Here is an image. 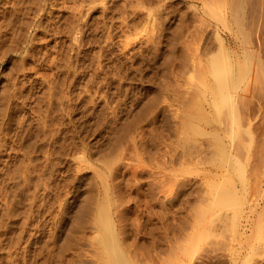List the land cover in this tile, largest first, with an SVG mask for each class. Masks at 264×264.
<instances>
[{
	"label": "rangeland",
	"instance_id": "1",
	"mask_svg": "<svg viewBox=\"0 0 264 264\" xmlns=\"http://www.w3.org/2000/svg\"><path fill=\"white\" fill-rule=\"evenodd\" d=\"M42 1L44 8H35V0H0V264H93L97 254L90 253L98 250L90 235L105 233L96 223L101 206L134 264H192L217 251L220 264H264V87L260 92L253 72L239 82L234 120L228 106L218 110L214 90L220 45H227L224 53L234 62L239 56L253 64L264 61V45L254 36V45L246 47L225 8L229 0ZM244 15L243 28L250 30ZM258 24L252 28L264 35ZM3 88L14 95L6 98ZM220 193H228L221 197L229 201L219 202Z\"/></svg>",
	"mask_w": 264,
	"mask_h": 264
},
{
	"label": "bare ground",
	"instance_id": "2",
	"mask_svg": "<svg viewBox=\"0 0 264 264\" xmlns=\"http://www.w3.org/2000/svg\"><path fill=\"white\" fill-rule=\"evenodd\" d=\"M38 1V2H37ZM61 1V0H60ZM87 1V0H86ZM92 1V0H91ZM120 1V0H119ZM125 1V0H124ZM144 1V0H143ZM225 1V0H224ZM18 2H20V1H18ZM22 2V1H21ZM37 2V4L35 5V8H42V6H43V2H45V1H42V0H35V3ZM42 2V3H41ZM82 2V1H81ZM89 2V1H88ZM141 2V1H140ZM163 2V1H162ZM61 3V2H60ZM87 3V2H86ZM123 3V2H122ZM139 3V2H138ZM209 3V2H208ZM19 4V3H18ZM71 4V3H70ZM74 4V3H73ZM76 4H78L77 2H76ZM149 4V3H148ZM220 4V3H219ZM226 4H228V6L226 5V10L228 11V12H230L231 13V15H232V17H233V22H234V26L233 27H235L234 28V30H237V32L239 31L240 32V36H242V39L243 40H245L248 44H245L244 42V44L246 45V47H247V45L248 46H252V44L254 45V41H255V39H254V36L256 37V42H257V45L258 44H260V45H262V47H263V45H264V35L263 34H259V32H257V29L258 28H252L253 27V25L255 24L256 25V23L258 22L259 24H258V26L257 27H260V25L262 26V27H264V23H263V21H264V0H229V3L227 2ZM24 5V4H23ZM222 5V4H221ZM246 5H247V8H246ZM87 6H88V4H87ZM132 6V5H131ZM138 6V5H137ZM136 6V7H137ZM182 6V5H181ZM191 6V5H190ZM204 6V5H203ZM223 6H225V5H223ZM18 7V6H17ZM19 7H20V5H19ZM50 7V6H49ZM52 7V6H51ZM75 7V6H74ZM77 7V6H76ZM82 7V6H81ZM212 7H214L213 5H212ZM27 8V7H26ZM43 8H44V6H43ZM68 8V7H67ZM202 8V7H201ZM205 8V7H204ZM206 8H209V7H206ZM64 9V8H63ZM79 9V8H78ZM146 9V8H145ZM245 9H247V15L250 17H248L247 19H249V22H250V26H252V27H250L249 29L250 30H248L247 28H243V25H244V21H245V15H244V13H246L245 12ZM40 10H42V9H40ZM40 10H38V11H40ZM148 10H150V9H148ZM203 10V9H202ZM205 10V9H204ZM204 10H203V13H204ZM10 11V10H9ZM16 11V10H15ZM43 11V10H42ZM119 11V10H118ZM134 11V10H133ZM144 11V10H143ZM179 11V10H178ZM222 12V11H221ZM143 13V12H142ZM148 13V12H147ZM212 13V12H211ZM125 14V13H124ZM206 14V13H205ZM83 15V14H82ZM155 15V14H154ZM211 15V14H210ZM213 15V14H212ZM50 16V15H49ZM85 16V15H84ZM9 17H10V15H9ZM106 17V16H105ZM125 17V16H124ZM155 17V16H154ZM211 17H213V16H211ZM216 17V16H215ZM73 18V17H72ZM96 18V17H95ZM112 18V17H111ZM262 18V19H261ZM100 19V18H99ZM118 19V18H117ZM216 19H217V17H216ZM55 20V19H54ZM111 20V19H110ZM114 20V19H113ZM154 20V19H153ZM152 20V21H153ZM155 20H156V18H155ZM21 21V20H20ZM45 21V20H44ZM79 21H82V20H79ZM101 21V20H100ZM181 21V20H180ZM220 21V20H219ZM257 21V22H256ZM16 22V21H15ZM121 22V21H120ZM157 22V21H156ZM165 22V21H164ZM198 22V21H197ZM254 22V23H253ZM1 23V22H0ZM11 23V22H10ZM39 23V22H38ZM161 23V22H160ZM207 23V22H206ZM210 23V22H209ZM58 24V23H57ZM97 24V23H96ZM119 24H121V23H119ZM124 24V23H123ZM154 24V23H153ZM152 24V25H153ZM156 24V23H155ZM183 24V23H182ZM181 24V25H182ZM249 24V23H248ZM2 25V24H1ZM14 25V24H13ZM25 25V24H24ZM98 25V24H97ZM110 25V24H109ZM209 25V24H208ZM224 25V24H223ZM6 26V25H5ZM62 26V25H61ZM64 26V25H63ZM135 26V25H134ZM155 26V25H154ZM187 26V25H186ZM248 26V25H247ZM13 27V26H12ZM53 27V26H52ZM80 27V26H79ZM92 27V26H91ZM118 27V26H117ZM204 27V26H203ZM255 27V26H254ZM14 28H15V26H14ZM199 28V27H198ZM208 28V27H207ZM209 28H210V26H209ZM208 28V29H209ZM213 28V27H212ZM13 29V28H12ZM62 29V28H61ZM64 29V28H63ZM187 29V28H186ZM260 29V28H259ZM264 29V28H263ZM126 30V29H125ZM171 30V29H170ZM194 30V29H193ZM213 30V29H212ZM49 31V30H48ZM96 31V30H95ZM196 31V30H195ZM1 32V31H0ZM17 32V31H16ZM79 32V31H78ZM90 32V31H89ZM173 32V31H172ZM204 32V31H203ZM186 33H187V31H186ZM235 33V32H234ZM13 34V33H12ZM15 34V33H14ZM18 34V33H17ZM46 34V33H45ZM237 34V33H236ZM107 35V34H106ZM215 35V34H214ZM32 36V35H31ZM238 36V35H237ZM236 36V37H237ZM86 37V36H85ZM128 37V36H127ZM169 37V36H168ZM235 37V36H234ZM6 38V37H5ZM201 38V37H200ZM45 39V38H44ZM48 39V38H47ZM96 39V38H95ZM102 39V38H101ZM125 39V38H124ZM238 40H239V38H237ZM76 40V39H75ZM80 40V39H79ZM119 40V39H118ZM158 40H159V38H158ZM176 40V39H175ZM5 41V40H4ZM93 41V40H92ZM171 41V40H170ZM185 41V40H184ZM209 41V40H208ZM230 41V40H229ZM62 42V41H61ZM89 42V41H88ZM163 42V41H162ZM238 42V41H237ZM236 42V43H237ZM241 42H242V40H241ZM44 43V42H43ZM121 43V42H120ZM129 43V42H128ZM151 43V42H150ZM184 43V42H183ZM192 43V42H191ZM190 43V44H191ZM213 43V42H212ZM221 43V42H220ZM124 44V43H123ZM205 44V43H204ZM242 44V43H241ZM67 45V44H66ZM65 45V46H66ZM73 45V44H72ZM127 45V44H126ZM168 45V44H167ZM171 45V44H170ZM193 45V44H192ZM256 45V44H255ZM256 45V46H257ZM209 46V45H208ZM227 45H225V47H226ZM46 47V46H45ZM204 47V46H203ZM212 47V46H211ZM222 46L220 45L219 46V52H218V55L216 56V65H215V67H214V72H215V77H216V85H214L215 86V92H216V94H217V96H216V101H217V107H218V110L220 111V108H221V106H223V105H226V106H228L227 108H229V111H230V116H231V118L233 119L235 116H236V113H235V111H234V102H235V100H234V98H233V93L238 89V87H240L239 86V82H242L243 80H245L248 76L250 77V75L252 74V72H253V75L255 76V74L257 75V77H255L256 78V84H257V82L260 84V86H258L257 85V87L260 89V92H262V91H264V89L261 91V88H263L264 87V78H262L261 76H262V74H264V61H262V60H258V62H256L257 63V67L255 66V64H253L250 60L248 61L247 60V58H248V56H247V58H246V56H245V58H246V60L248 61V62H251V63H247V61H245V63L244 62H242L241 60H240V58H239V56H238V59L236 58V60H235V62H234V60H232V59H229L228 57L229 56H227L226 54V52L224 53V48L222 47ZM258 47V46H257ZM50 48V47H49ZM153 48V47H152ZM173 48V47H172ZM180 48V47H179ZM240 48V47H239ZM260 48V47H259ZM3 49V48H2ZM47 49V48H46ZM63 49V48H62ZM173 49H175V48H173ZM229 49V48H228ZM257 49V48H256ZM80 50V49H79ZM125 50V49H124ZM153 50V49H152ZM233 50V49H232ZM247 50L249 51V49L247 48ZM251 50V49H250ZM48 51V50H47ZM68 51V50H67ZM158 51V50H157ZM179 51V50H178ZM186 51H188V50H186ZM185 51V52H186ZM223 51V52H222ZM226 51L228 52L229 50H227L226 49ZM261 51V50H260ZM133 52H134V50H133ZM177 52V51H176ZM183 52V51H182ZM189 52V51H188ZM208 52V51H207ZM233 51H231V53H232ZM235 52V51H234ZM253 53H254V51H252ZM4 53H5V51H4ZM192 53V52H191ZM224 53V54H223ZM230 53V54H231ZM249 53V52H248ZM38 54V53H37ZM103 54V53H102ZM139 54V53H138ZM171 54V53H170ZM190 54V53H189ZM229 54V55H230ZM236 54V53H235ZM256 54V53H255ZM152 55V54H151ZM175 55V54H174ZM66 56V55H65ZM68 56V55H67ZM67 56H66V58H67ZM84 56H86V55H84ZM108 56V55H107ZM166 56V55H165ZM169 56V55H168ZM255 56V55H254ZM260 56V55H259ZM37 57V56H36ZM58 57V56H57ZM79 57V56H78ZM88 57V56H87ZM133 57V56H132ZM177 57V56H176ZM236 57H237V55H236ZM155 58V57H154ZM192 58V57H191ZM230 58H233L232 57V55L230 56ZM244 58V59H245ZM252 58V57H251ZM255 58V57H254ZM253 58V59H254ZM64 59V58H63ZM82 59V58H81ZM107 59V58H106ZM140 59H142V58H140ZM207 59V58H206ZM252 59V61H254ZM13 60V59H12ZM92 60V59H91ZM115 60V59H114ZM195 60V59H194ZM64 61V60H63ZM138 61V60H137ZM161 61V60H160ZM170 61V60H169ZM172 61V60H171ZM14 62V61H13ZM30 62V61H29ZM50 62V61H49ZM97 62V61H96ZM15 63V62H14ZM65 63V62H64ZM120 63H122V62H120ZM134 63V62H133ZM163 63V62H162ZM194 63V62H193ZM213 63V62H212ZM19 64V63H18ZM38 64V63H37ZM50 64V63H49ZM90 64V63H89ZM104 64V63H103ZM29 65V64H28ZM65 65V64H64ZM107 65V64H106ZM140 65V64H139ZM138 65V66H139ZM183 65V64H182ZM190 65V64H189ZM51 66H52V64H51ZM57 66V65H56ZM94 66V65H93ZM121 66V65H120ZM135 66V65H134ZM147 66V65H146ZM154 66V65H153ZM156 66V65H155ZM154 66V67H155ZM161 66V65H160ZM164 66V65H163ZM65 67V66H64ZM95 67V66H94ZM140 67V66H139ZM188 67V66H187ZM186 67V68H187ZM17 68H18V66H17ZM51 68V67H50ZM96 68V67H95ZM115 68V67H114ZM128 68V67H127ZM141 68V67H140ZM185 68V67H184ZM119 69V68H118ZM152 69V68H151ZM161 69V68H160ZM181 69V68H180ZM192 69V68H191ZM141 70V69H140ZM6 71V70H5ZM21 71V70H20ZM54 71V70H53ZM62 71V70H61ZM155 71V70H154ZM184 71L185 70H183V72L181 73V74H183L184 73ZM187 71V70H186ZM188 71H189V69H188ZM193 71V70H192ZM177 72V71H176ZM70 73V72H69ZM73 73V72H72ZM80 73V72H79ZM169 73V72H168ZM86 74V73H85ZM175 74V73H174ZM177 74V73H176ZM190 75H192L191 73H189ZM59 75V74H58ZM65 75V74H64ZM71 75V74H70ZM104 75H106V74H104ZM128 75V74H127ZM137 75V74H136ZM146 75H147V73H146ZM24 76V75H23ZM134 76V75H133ZM177 76V75H176ZM54 77V76H53ZM90 77V76H89ZM105 77V76H104ZM139 77V76H138ZM146 77V76H145ZM174 77V76H173ZM261 77V78H260ZM189 78H191V77H189ZM188 78V79H189ZM31 79V78H30ZM29 79V80H30ZM56 79V78H55ZM71 79V78H70ZM116 79V78H115ZM166 79H167V77H166ZM177 79V78H176ZM61 80V79H60ZM35 81V80H34ZM164 81V80H163ZM170 81V80H169ZM174 82H175V80H173ZM179 81V80H178ZM196 81V80H195ZM248 81H249V78H248ZM187 82V81H186ZM190 82V81H189ZM63 83V82H62ZM89 83V82H88ZM170 83V82H169ZM176 83V82H175ZM174 83V84H175ZM180 83V82H179ZM194 83V82H193ZM5 84V83H4ZM69 84V83H68ZM167 84V83H166ZM178 84V83H177ZM187 84H189V83H187ZM253 84H254V82H253ZM42 85V84H41ZM47 85V84H46ZM136 85V84H135ZM184 85V84H183ZM250 85V84H249ZM7 86V85H6ZM14 86V85H13ZM173 86H175V85H173ZM182 86V85H181ZM195 86V85H194ZM246 86V85H245ZM256 86V85H255ZM8 87V86H7ZM10 87V86H9ZM171 87V86H170ZM177 87V86H176ZM198 87V86H197ZM256 87V88H257ZM59 88V87H58ZM63 88H64V86H63ZM169 88V87H168ZM175 88V87H174ZM182 88V87H181ZM184 88V87H183ZM189 88V87H188ZM258 88L256 89V90H258ZM4 89V88H3ZM68 89V88H67ZM95 89V88H94ZM137 89V88H136ZM192 89V88H191ZM7 89H4V91H6ZM11 90V89H10ZM9 90V91H10ZM17 90V89H16ZM176 90V89H175ZM4 91H2L1 90V92H4ZM9 91L7 90L6 92H7V94L5 95L6 96V98H8L7 97V95L9 96V95H12L13 94V91L11 92L10 91V93H9ZM50 91V90H49ZM180 91V90H179ZM259 91V90H258ZM244 92V91H243ZM246 92V91H245ZM15 93V92H14ZM94 93V92H93ZM263 93V92H262ZM4 94V93H3ZM16 94V93H15ZM79 94V93H78ZM77 94V95H78ZM101 94V93H100ZM191 94V93H190ZM201 94H202V91H201ZM235 94V93H234ZM259 94V93H258ZM14 95V94H13ZM37 95V94H36ZM42 95H44V94H42ZM41 95V96H42ZM87 95V94H86ZM157 95H158V93H157ZM178 95V94H177ZM192 95V94H191ZM190 95V96H191ZM261 95V94H260ZM4 96V95H3ZM88 96V95H87ZM195 96V95H194ZM193 95H192V97H194ZM243 96V95H242ZM257 96H259V95H257ZM12 97H14V96H12ZM11 97V98H12ZM181 97V96H180ZM185 97H187V96H185ZM189 97V96H188ZM197 97V96H196ZM5 97H3V99H4ZM31 98V97H30ZM72 98H74V97H72ZM158 98V97H157ZM9 99V98H8ZM98 99H100V98H98ZM198 99V98H197ZM259 99H262V98H260L259 97ZM47 100V99H46ZM70 100V99H69ZM175 100H176V98H175ZM251 100V99H250ZM6 101V100H5ZM71 101V100H70ZM167 101V100H166ZM185 101V100H184ZM199 101V100H198ZM252 101V100H251ZM259 101V100H258ZM1 102V101H0ZM40 102V101H39ZM42 102V101H41ZM48 102H49V100H48ZM62 102V101H61ZM65 103V102H64ZM162 103V102H161ZM182 103V102H181ZM252 103V102H251ZM23 104V103H22ZM86 104V103H85ZM223 104V105H222ZM262 104V103H261ZM243 105V104H242ZM45 106V105H44ZM66 106V105H65ZM126 106V105H125ZM162 106V105H161ZM204 106V105H203ZM3 107H4V105H3ZM153 107V106H152ZM2 108V107H1ZM29 108V107H28ZM79 108V107H78ZM142 108V107H141ZM168 108V107H167ZM4 109V108H3ZM22 109V108H21ZM123 109V108H122ZM139 109V108H138ZM152 109V108H151ZM252 109V108H251ZM66 110H67V108H66ZM107 110V109H106ZM113 110H115V109H113ZM4 111V110H3ZM55 111H56V109H55ZM77 111V110H76ZM138 111V110H137ZM245 111H247V110H245ZM44 112V111H43ZM61 112V111H60ZM91 112V111H90ZM109 112V111H108ZM153 112V111H152ZM34 113V112H33ZM37 113V112H36ZM63 113V112H62ZM83 113V112H82ZM85 113V112H84ZM98 113V112H97ZM138 113V112H137ZM243 113V112H242ZM109 114V113H108ZM188 114H190V113H188ZM192 114V113H191ZM71 115V114H70ZM107 115V114H106ZM112 115V114H111ZM115 115V114H114ZM134 115H136L135 113H134ZM138 115H139V113H138ZM142 115V114H141ZM141 115H140V117H141ZM163 115V114H162ZM200 115V114H199ZM54 116V115H53ZM58 116V115H57ZM145 116V115H144ZM147 116H149V115H147ZM192 117H193V115H191ZM260 116V115H259ZM36 117H37V115H36ZM99 117V116H98ZM116 117V116H115ZM245 117V116H244ZM27 118V117H26ZM196 118V117H195ZM243 118V117H242ZM56 119V118H55ZM59 119V118H58ZM57 119V120H58ZM76 119H77V117H76ZM81 119V118H80ZM134 119V118H133ZM132 119V120H133ZM140 119V118H139ZM144 119V118H143ZM1 120V119H0ZM37 120V119H36ZM111 120V119H110ZM234 120V119H233ZM245 120V119H244ZM38 121V120H37ZM96 121V120H95ZM138 121H140V120H138ZM145 121H146V119H145ZM165 121V120H164ZM168 121V120H167ZM264 121V120H263ZM23 122V121H22ZM43 122V121H42ZM82 122V121H81ZM126 122V121H125ZM131 122V121H130ZM169 122V121H168ZM189 122V121H188ZM187 122V123H188ZM234 122V121H233ZM89 123V122H88ZM132 123V122H131ZM136 123V122H135ZM167 123V122H166ZM191 123V122H190ZM225 123H226V121H225ZM224 123V124H225ZM227 123H228V121H227ZM248 123V122H247ZM48 124V123H47ZM46 124V125H47ZM62 124V123H61ZM83 124V123H82ZM162 124V123H161ZM262 124V123H261ZM32 125V124H31ZM38 125V124H37ZM36 125V126H37ZM97 125V124H96ZM164 125V124H163ZM264 125V124H263ZM20 126V125H19ZM29 126V125H28ZM54 126V125H53ZM123 126V125H122ZM125 126V125H124ZM129 126V125H128ZM138 126V125H137ZM175 126V125H174ZM197 126V125H196ZM10 127V126H9ZM114 127V126H113ZM119 127V126H118ZM127 127V126H126ZM169 127V126H168ZM193 127V126H192ZM26 128H27V126H26ZM40 128H41V126H40ZM46 128V127H45ZM51 128V127H50ZM55 128V127H54ZM89 128V127H88ZM94 128H95V130H96V128L97 127H95L94 126ZM94 128H93V130H94ZM121 128V127H120ZM133 128V127H132ZM158 128V127H157ZM181 128V127H180ZM179 128V129H180ZM11 129V128H10ZM35 129V128H34ZM38 129H39V126H38ZM86 129V128H85ZM112 129V128H111ZM123 129V128H122ZM166 129V128H165ZM171 129V128H170ZM183 129V128H182ZM256 129H257V127H256ZM14 130V129H13ZM49 130V129H48ZM114 130V129H113ZM127 130V129H126ZM131 130V129H130ZM140 130V129H139ZM158 130V129H157ZM167 130H168V128H167ZM35 131V130H34ZM52 130H50V132H51ZM128 131V130H127ZM132 131V130H131ZM138 131V130H137ZM141 131V130H140ZM160 131V130H159ZM182 131V130H181ZM196 131V130H195ZM239 131V130H238ZM255 131V130H254ZM31 132V131H30ZM158 132V131H157ZM165 132V131H164ZM171 132V131H170ZM47 133V132H46ZM64 133V132H63ZM67 133V132H66ZM74 133V132H73ZM85 133V132H84ZM125 133V132H124ZM156 133V132H155ZM168 133V132H167ZM180 133V132H179ZM260 133V132H259ZM39 134V133H38ZM56 134V133H55ZM60 134V133H59ZM112 134V133H111ZM114 134V133H113ZM130 135H131V132L129 133ZM128 134V135H129ZM160 134V133H159ZM161 134H162V132H161ZM81 135V134H80ZM122 135H123V133H122ZM134 135V134H133ZM140 135V134H139ZM138 135V136H139ZM83 136V135H82ZM86 136V135H85ZM112 136V135H111ZM114 136V135H113ZM181 136V135H180ZM241 136V135H240ZM260 136V135H259ZM35 137V136H34ZM45 137V136H44ZM91 137V136H90ZM89 137V138H90ZM122 137V136H121ZM139 137H141V136H139ZM138 137V138H139ZM165 137H167V136H165ZM252 137V136H251ZM41 138V137H40ZM115 138V137H114ZM113 138V139H114ZM117 138V137H116ZM123 138V137H122ZM129 138H132V137H129ZM153 138V137H152ZM11 139V138H10ZM31 139V138H30ZM128 139V138H127ZM134 139V138H133ZM140 139V138H139ZM146 139V138H145ZM150 139V138H149ZM171 139V138H170ZM6 140V139H5ZM48 140V139H47ZM79 140V139H78ZM109 140V139H108ZM142 140V139H141ZM2 141V140H1ZM58 141V140H57ZM60 141V140H59ZM73 141V140H72ZM126 141V140H125ZM128 141V140H127ZM133 141V140H132ZM155 141V140H154ZM163 141V140H162ZM240 141V140H239ZM242 141V140H241ZM42 142H43V140H42ZM93 142V141H92ZM107 142H110V141H107ZM114 142V141H113ZM112 142V143H113ZM171 142V141H170ZM179 142V141H178ZM37 143V142H36ZM63 143V142H62ZM160 143V142H159ZM167 143V142H166ZM34 144V143H33ZM109 144H111V143H109ZM172 144V143H171ZM174 144V143H173ZM176 144V143H175ZM238 144V143H237ZM239 144H240V142H239ZM258 144V143H257ZM263 144V143H262ZM261 144V145H262ZM1 145V144H0ZM27 145H28V143H27ZM37 145V144H36ZM55 145V144H54ZM53 145V146H54ZM115 145V144H114ZM122 145V144H121ZM133 145V144H132ZM160 145V144H159ZM25 146V145H24ZM80 146V145H79ZM78 146V147H79ZM116 146V145H115ZM150 146V145H149ZM153 146V145H152ZM166 146V145H165ZM241 146V145H240ZM36 147V146H35ZM71 147V146H70ZM89 147V146H88ZM93 147V146H92ZM91 147V148H92ZM100 147V146H99ZM114 147V146H113ZM125 147V146H124ZM127 147H129V146H127ZM155 147V146H154ZM257 147V146H256ZM23 148V147H22ZM31 148H33L32 146H31ZM55 148V147H54ZM62 148V147H61ZM146 148V147H145ZM160 148V147H159ZM161 148H162V146H161ZM47 149V148H46ZM46 149H44V150H46ZM62 149H64V147L62 148ZM73 149H74V147H73ZM82 149V148H81ZM90 149V148H89ZM122 149V148H121ZM125 149H127V148H125ZM142 149V148H141ZM147 149V148H146ZM254 149V148H253ZM31 150V149H30ZM78 150V149H77ZM100 150V149H99ZM112 150V149H111ZM114 150H115V148H114ZM132 150V149H131ZM150 150V149H149ZM153 150V149H152ZM155 150V149H154ZM29 151V150H28ZM47 151V150H46ZM119 151V150H118ZM124 151V150H123ZM133 151V150H132ZM135 151V150H134ZM141 151V150H140ZM143 151V150H142ZM262 151V150H261ZM264 151V150H263ZM25 152V151H24ZM31 152V151H30ZM120 152V151H119ZM155 152V151H154ZM28 153V152H27ZM34 153V152H33ZM36 153V152H35ZM43 153H44V151H43ZM59 153H60V151H59ZM103 153V152H102ZM108 153H109V151H108ZM116 153V152H115ZM122 153V152H121ZM124 153V152H123ZM127 153V152H126ZM135 153V152H134ZM142 153V152H141ZM37 154V153H36ZM48 154V153H47ZM47 154H46V156H47ZM68 154V153H67ZM78 154V153H77ZM120 154V153H119ZM136 154V153H135ZM146 154H148V153H146ZM152 154V153H151ZM166 154V153H165ZM241 154V153H240ZM29 155V154H28ZM112 155V157H113V154H111ZM115 155V154H114ZM156 155V154H155ZM39 156V155H38ZM55 156V155H54ZM73 156V155H72ZM76 156V155H75ZM126 156V155H125ZM135 156V155H134ZM133 156V157H134ZM149 156V155H148ZM8 157V156H7ZM65 157V156H64ZM85 157V156H84ZM107 157V156H106ZM109 157H111V156H109ZM138 157V156H137ZM140 157V156H139ZM150 157V156H149ZM157 157V156H156ZM32 158V157H31ZM104 158V157H103ZM118 158V157H117ZM135 158H136V156H135ZM148 158V157H147ZM152 158V157H151ZM155 158V157H154ZM222 158V157H221ZM262 158V157H261ZM19 159V158H18ZM84 159V158H83ZM85 159H86V157H85ZM95 159V158H94ZM108 160H109V158H107ZM121 159V158H120ZM140 159V158H139ZM146 159V158H145ZM150 159V158H149ZM219 159V158H218ZM17 160V159H16ZM39 160V159H38ZM37 160V161H38ZM53 160V159H52ZM99 160H101V159H99ZM111 160V159H110ZM132 160V159H131ZM147 160V159H146ZM145 160V161H146ZM261 160V159H260ZM14 161V160H13ZM54 161V160H53ZM86 161V160H85ZM98 161V160H97ZM103 161V160H102ZM113 161V160H112ZM144 161V162H145ZM50 162V161H49ZM66 162V161H65ZM84 162V161H83ZM104 162V161H103ZM141 162V161H140ZM143 162V163H144ZM22 163V162H21ZM91 163V162H90ZM108 163V162H107ZM121 163V162H120ZM123 163V162H122ZM47 164V163H46ZM58 164V163H57ZM111 164V163H110ZM138 164V163H137ZM149 164V163H148ZM255 164V163H254ZM261 164V163H260ZM26 165V164H25ZM29 165V164H28ZM76 165V164H75ZM107 165V164H106ZM120 165V164H119ZM138 166V165H137ZM149 166V165H148ZM157 166V165H156ZM35 167V166H34ZM94 167V166H93ZM116 167V166H115ZM124 167V166H123ZM143 167V166H142ZM167 167V166H166ZM182 167V166H181ZM19 168V167H18ZM98 168V167H97ZM131 168V167H130ZM94 169V168H93ZM129 169V168H128ZM127 169V170H128ZM174 169V168H173ZM172 169V170H173ZM178 169H180V168H178ZM50 170H51V168H50ZM99 170H100V168H99ZM102 170V169H101ZM114 170V169H113ZM134 170V169H133ZM141 170V169H140ZM139 170V171H140ZM169 170V169H168ZM175 170H177V169H175ZM182 170V169H181ZM60 171V170H59ZM75 171V170H74ZM77 171V170H76ZM80 171V170H79ZM118 171V170H117ZM132 171V170H131ZM73 172V171H72ZM97 172H98V170H97ZM154 172V171H153ZM158 172V171H157ZM169 172H170V170H169ZM176 172V171H175ZM177 172H178V170H177ZM254 172V171H253ZM14 173V172H13ZM40 173V172H39ZM123 173V172H122ZM38 174V173H37ZM42 174V173H41ZM65 174V173H64ZM74 174V173H73ZM162 174V173H161ZM190 174V173H189ZM192 174V173H191ZM259 174V173H258ZM22 175V174H21ZM27 175V174H26ZM43 175V174H42ZM93 175V174H92ZM122 175V174H121ZM136 175V174H135ZM156 175V174H155ZM158 175H160V174H158ZM167 175H169V174H167ZM254 175V174H253ZM73 176V175H72ZM131 176V175H130ZM177 176V175H176ZM24 177V176H23ZM28 177V176H27ZM60 177V176H59ZM68 177V176H67ZM87 177V176H86ZM93 177V176H92ZM100 177H102L101 175H100ZM124 177V176H123ZM136 177V176H135ZM149 177V176H148ZM2 178V177H1ZM19 178V177H18ZM17 178V179H18ZM22 178V177H21ZM99 178V177H98ZM103 178V177H102ZM102 178H101V181H102ZM115 178V177H114ZM117 178V177H116ZM127 178V177H126ZM131 178V177H130ZM129 178V179H130ZM133 178V177H132ZM162 178V177H161ZM175 178V177H174ZM16 179V180H17ZM28 179V178H27ZM121 179V178H120ZM128 179V180H129ZM150 179V178H149ZM152 179V178H151ZM116 180V179H115ZM114 180V181H115ZM137 180V179H136ZM159 180V179H158ZM55 181V180H54ZM88 181V180H87ZM91 181V180H90ZM104 181V180H103ZM106 181V180H105ZM118 181V179L116 180V182ZM162 181V180H161ZM165 182H166V180H164ZM175 181V180H174ZM180 181V180H179ZM186 181V180H185ZM18 182V181H17ZM115 182V183H116ZM131 182V181H130ZM146 182H148V180L146 181ZM172 182V181H171ZM102 183V185H103V183L104 182H101ZM114 183V182H113ZM114 183V184H115ZM149 183H151L150 181H149ZM158 183V182H157ZM200 183V182H199ZM251 183H252V181H251ZM5 184V183H4ZM7 184V183H6ZM20 184H22V183H20ZM33 184V183H32ZM34 184H36V183H34ZM39 184V183H38ZM55 184V183H54ZM106 184V183H105ZM108 184V183H107ZM129 184V183H128ZM163 184V183H162ZM184 184V183H183ZM193 184V183H192ZM197 184H198V182H197ZM17 185V184H16ZM25 185H27V184H25ZM24 185V186H25ZM83 185V184H82ZM163 185H166V184H163ZM221 185V184H220ZM18 186V185H17ZM55 186V185H54ZM96 186V185H95ZM109 186V185H108ZM128 186V185H127ZM133 186V185H132ZM148 186V185H147ZM186 186V185H185ZM219 186V185H218ZM257 186V185H256ZM11 187V186H10ZM26 187V186H25ZM35 187V186H34ZM56 187V186H55ZM86 187V186H85ZM102 187H104V185L102 186ZM117 187V186H116ZM140 187V186H139ZM163 187V186H162ZM166 186H164V189H166L165 188ZM38 188V187H37ZM80 188V187H79ZM113 188H114V186H113ZM118 188V187H117ZM136 188V187H135ZM170 188V187H169ZM186 188V187H185ZM184 188V189H185ZM3 189V188H2ZM45 189V188H44ZM52 189V188H51ZM90 189H92V188H90ZM103 189H105V188H103ZM130 189V188H129ZM191 189V188H190ZM223 189V188H222ZM221 189V190H222ZM8 190V189H7ZM31 190V189H30ZM41 190V189H40ZM63 190V189H62ZM93 190H95L96 191V189H93ZM106 190H108V189H106ZM124 190V189H123ZM137 190V189H136ZM145 190V189H144ZM155 190H156V188H155ZM198 190V189H197ZM196 190V191H197ZM225 190V189H224ZM224 190H222V191H224ZM254 190V189H253ZM12 191V190H11ZM14 191V190H13ZM38 191V190H37ZM78 191V190H77ZM88 191V190H87ZM140 191V190H139ZM164 191H167V190H164ZM192 191V190H191ZM215 191H216V189H215ZM227 191V190H226ZM33 191H30V194L32 193ZM92 192V191H91ZM97 192V191H96ZM115 192V191H114ZM120 192V191H119ZM131 192V191H130ZM145 192H147V191H145ZM150 192H151V190H150ZM161 192V191H160ZM168 192H170V191H168ZM167 192V193H168ZM202 192V191H201ZM233 192H234V190H233ZM29 193V192H28ZM39 193V192H38ZM61 193V192H60ZM105 193H107V191H105L104 190V194ZM118 193V192H117ZM124 193V192H123ZM158 193V192H157ZM187 193H188V191H187ZM37 194V193H36ZM64 194V193H63ZM136 194V193H135ZM166 194V193H165ZM193 194V193H192ZM226 193H220V201L219 202H221V201H229L228 200V197H221V195H225ZM229 194H230V192H229ZM228 193L226 194L227 196L229 195ZM23 195V194H22ZM40 195V194H39ZM60 195V194H59ZM123 195V194H122ZM149 195V194H148ZM159 195V194H158ZM164 195V194H163ZM175 195V194H174ZM191 195V194H190ZM189 195V196H190ZM215 195V194H214ZM232 195V194H231ZM230 195V196H231ZM233 195H235V194H233ZM233 195H232V197H233ZM30 196V195H29ZM33 196V195H32ZM48 196V195H47ZM55 196V195H54ZM84 196V195H83ZM93 197L94 196H97V195H92ZM127 196H129V195H127ZM92 197V198H93ZM136 197V196H135ZM159 197H161V196H159ZM208 197V196H207ZM1 198V197H0ZM27 198V197H26ZM43 198V197H42ZM45 198V197H44ZM84 198H85V196H84ZM95 198V197H94ZM118 198V197H117ZM120 198H122V196L120 197ZM138 198V197H137ZM153 198V197H152ZM192 198V197H191ZM217 198H218V196H217ZM46 199V198H45ZM127 199V198H126ZM162 199V198H161ZM205 199H206V197H205ZM87 200H88V197H87ZM143 200V199H142ZM160 200V199H159ZM163 200V199H162ZM167 200V199H166ZM173 200V199H172ZM187 200V199H186ZM193 200V199H192ZM200 200V199H199ZM204 200V199H203ZM202 200V201H203ZM231 200V199H230ZM233 200V199H232ZM28 201V200H27ZM53 201V200H52ZM91 201H93V200H91ZM161 201V200H160ZM198 201V200H197ZM196 201V202H197ZM20 202V201H19ZM32 202V201H31ZM69 202V201H68ZM163 202V201H162ZM188 202V201H187ZM236 202V201H235ZM5 203V202H4ZM82 203H84V201L83 202H81L80 204H82ZM138 203V202H137ZM204 203V202H203ZM228 203H230V202H228ZM233 203V202H232ZM40 204V203H39ZM41 204H43V203H41ZM152 204V203H151ZM161 204V203H160ZM177 204V203H176ZM184 204V203H183ZM225 204V203H224ZM10 205V204H9ZM38 205V204H37ZM45 205V204H44ZM51 205V204H50ZM57 205V204H56ZM73 205V204H72ZM76 205V204H75ZM90 205V204H89ZM120 205H124V204H120ZM166 205V204H165ZM193 205V204H192ZM201 205V204H200ZM232 205V204H231ZM24 206V205H23ZM28 206V205H27ZM26 206V207H27ZM36 206V205H35ZM79 206V205H78ZM93 206V205H92ZM130 206V205H129ZM137 206V205H136ZM167 206V205H166ZM174 206V205H173ZM172 206V207H173ZM4 207H6L5 206V204H4ZM45 207V206H44ZM61 207V206H60ZM90 207V206H89ZM88 207V208H89ZM178 207V206H177ZM192 207V206H191ZM195 207H197V205L195 206ZM9 208V207H8ZM36 208V207H35ZM58 208H59V206H58ZM124 208V207H123ZM148 208V207H147ZM160 208H161V206H160ZM13 208H11V211H13L12 210ZM51 209V208H50ZM94 209V208H93ZM93 209H92V211H93ZM122 209V208H121ZM135 209V208H134ZM164 209V208H163ZM174 209V208H173ZM176 209V208H175ZM197 209V208H196ZM44 210V209H43ZM46 210V209H45ZM98 210H100L99 211V214L97 215V217H96V223L98 224V226H99V230L101 229V224H103L104 225V229H105V233L104 234H100V235H98V234H94V238H92L91 239V235H90V242L92 243V245L94 246V247H96L97 248V250L98 251H95V250H90L92 253H90V254H92V256L96 253L97 254V258L99 259V261H98V263L97 264H134V263H132L130 260L128 261L127 259H126V257H125V255H124V251H123V247H122V245H121V242L118 240V238L116 237V234H115V230L110 226V224H109V222L107 221V220H110L109 218L107 219V217H108V213H107V209L105 208V206H101V208H99ZM154 210H156V209H154ZM168 210V209H167ZM31 211V210H30ZM120 211V210H119ZM159 211V210H158ZM163 211V210H162ZM196 211V210H195ZM205 211V210H204ZM77 212V211H76ZM150 212V211H149ZM155 212V211H154ZM43 213V212H42ZM61 213V212H60ZM74 213V212H73ZM80 213V212H79ZM79 213H77L78 215H79ZM123 213V212H122ZM137 213V212H136ZM156 213V212H155ZM160 213V212H159ZM168 213V212H167ZM192 213V212H191ZM197 213V212H196ZM14 214V213H13ZM13 214H11V215H13ZM25 214V213H24ZM34 214V213H33ZM63 214V213H62ZM75 214V213H74ZM91 214V213H90ZM154 214V213H153ZM210 214H211V212H210ZM35 215V214H34ZM40 215V214H39ZM43 215L44 214H42V217H43ZM64 215V214H63ZM86 215H88V214H86ZM121 215V214H120ZM127 215V214H126ZM137 215V214H136ZM157 215V214H156ZM165 215V214H164ZM222 215V214H221ZM6 216V215H5ZM56 216V215H55ZM73 216V215H72ZM77 216V215H76ZM89 216V215H88ZM91 216V215H90ZM162 216V215H161ZM3 217V216H2ZM57 217V216H56ZM121 217V216H120ZM128 217V216H127ZM150 217H151V215H150ZM6 218V217H5ZM24 218V217H23ZM28 218V217H27ZM55 218V217H54ZM76 218V217H75ZM79 218H81V216L79 217ZM132 218V217H131ZM192 218V217H191ZM4 219V218H3ZM52 219V218H51ZM56 219H58V218H56ZM60 219V218H59ZM71 219V218H70ZM88 219V218H87ZM120 219V218H119ZM208 219V218H207ZM211 219V218H210ZM8 220V219H7ZM25 220V219H24ZM47 220V219H46ZM121 220V219H120ZM218 220H221V219H218ZM3 221V220H2ZM1 221V222H2ZM22 221V220H21ZM77 221V220H76ZM78 221H79V219H78ZM152 221V220H151ZM49 222V221H48ZM57 222V221H56ZM92 222H93V220H92ZM120 222V221H119ZM118 222V223H119ZM172 222V221H171ZM35 223V222H34ZM122 223H123V221H122ZM133 223V222H132ZM185 223V222H184ZM222 222H220V224H221ZM0 224H2V223H0ZM16 224V223H15ZM74 224V223H73ZM77 224H78V222H77ZM76 224V225H77ZM86 224V223H85ZM127 224V223H126ZM129 224V223H128ZM172 224V223H171ZM210 224V223H209ZM218 224V223H217ZM19 225V224H18ZM58 225V224H57ZM122 225H125V224H122ZM147 225V224H146ZM173 225V224H172ZM177 225V224H176ZM211 225V224H210ZM85 226V225H84ZM88 226V225H87ZM92 226V225H91ZM120 226V225H119ZM130 226V225H129ZM135 226V225H134ZM138 226V225H137ZM174 226V225H173ZM223 226V225H222ZM230 226V225H229ZM232 226V225H231ZM237 226V225H236ZM14 227V226H13ZM54 227V226H53ZM122 227V226H121ZM124 227V226H123ZM122 227V228H123ZM133 227V226H132ZM145 227V226H144ZM165 227H166V225H165ZM168 227V226H167ZM204 227V226H203ZM264 227V226H263ZM79 228V227H78ZM127 228V227H126ZM210 228V227H209ZM217 228H218V226H217ZM6 229V228H5ZM22 229V228H21ZM53 229V228H52ZM67 229V228H66ZM81 229H82V227H81ZM80 229V230H81ZM85 229V228H84ZM84 229H82V230H84ZM94 229H95V227H94ZM94 229H93V231H94ZM125 229V228H124ZM129 229V228H128ZM189 229V228H188ZM220 229V228H219ZM14 230V229H13ZM12 230V231H13ZM86 230V229H85ZM133 230V229H132ZM145 230V229H144ZM225 230H228V229H225ZM48 231H49V229H48ZM53 231V230H52ZM66 231V230H65ZM89 231V230H88ZM92 231V232H93ZM120 231H121V229H120ZM145 231H147V229L145 230ZM179 231H181V230H179ZM200 231V230H199ZM214 231V230H213ZM46 232V231H45ZM77 232H78V230H77ZM80 232V231H79ZM124 232H126V231H124ZM131 232V231H130ZM133 232V231H132ZM224 232V231H223ZM227 232V231H226ZM14 233V232H13ZM18 233V232H17ZM38 233V232H37ZM53 233V232H52ZM63 233V232H62ZM73 233V232H72ZM93 233H95V232H93ZM92 233V234H93ZM98 233V232H97ZM199 233V232H198ZM197 233V234H198ZM16 234V233H15ZM31 234V233H30ZM49 234H50V232H49ZM77 234V233H76ZM182 234V233H181ZM213 234V233H212ZM215 234V233H214ZM11 235V234H10ZM52 235H54V234H52ZM63 235V234H62ZM88 235H89V232H88ZM98 235V236H97ZM130 235V234H129ZM210 235V234H209ZM216 235V234H215ZM220 235V234H219ZM221 235H222V233H221ZM4 236V235H3ZM85 236V235H84ZM96 236V237H95ZM122 236V235H121ZM131 236V235H130ZM200 236V235H199ZM203 236V235H202ZM225 236V235H224ZM17 237V236H16ZM15 237V238H16ZM19 237V236H18ZM78 237V236H77ZM81 237V236H80ZM209 237V236H208ZM215 237V236H214ZM216 237H217V235H216ZM10 238V237H9ZM49 238V237H48ZM82 238V237H81ZM85 238V237H84ZM207 238V237H206ZM223 238V237H222ZM41 239V238H40ZM136 239V238H135ZM211 239H212V237H211ZM225 239V238H224ZM231 239V238H230ZM18 240V239H17ZM20 241H21V239H19ZM50 240V239H49ZM63 240V239H62ZM199 240V239H198ZM260 240V239H259ZM10 241V240H9ZM19 241V242H20ZM51 241V240H50ZM68 241V240H67ZM67 241H65V242H67ZM80 241H82L81 239H80ZM84 241V240H83ZM82 241V242H83ZM122 241H123V239H122ZM215 241H217L216 240V238H215ZM62 242V241H61ZM64 242V243H65ZM153 242V241H152ZM151 242V243H152ZM200 242V241H199ZM224 242V241H223ZM15 243H17V242H15ZM57 243V242H56ZM60 243V242H59ZM63 243V242H62ZM72 243V242H71ZM84 243H85V241H84ZM87 243H89L88 241H87ZM87 243H86V246H87ZM94 243V244H93ZM213 244H215L214 242H212ZM9 244V243H8ZM47 244H48V242H47ZM55 244V243H54ZM68 244V246H72V244L70 245V242H67L66 243V245ZM190 244V243H189ZM226 244V243H225ZM30 245V244H29ZM44 245V244H43ZM46 245V244H45ZM44 245V246H45ZM58 245V244H57ZM56 244H55V248L56 247H58ZM65 245V244H64ZM84 245V244H83ZM90 246H91V244H89ZM123 245H124V242H123ZM138 245H139V243H138ZM230 245V244H229ZM240 245V244H239ZM10 246V245H9ZM24 246V245H23ZM40 246V245H39ZM38 246V247H39ZM44 246H43V248H44ZM48 246H52V244L51 245H49L48 244ZM54 246V245H53ZM89 246V247H90ZM128 245H126V247H127ZM142 246V245H141ZM140 246V247H141ZM151 246V245H150ZM225 246V245H224ZM22 247V246H21ZM26 247V246H25ZM41 247V246H40ZM39 247V248H40ZM46 247V246H45ZM49 247V248H50ZM67 247V246H66ZM94 247H93V249H94ZM125 247V246H124ZM125 247V248H126ZM237 247V246H236ZM54 248V247H53ZM52 248V249H53ZM81 248V247H80ZM86 248V247H85ZM137 248V247H136ZM135 248V249H136ZM152 248H153V246H152ZM156 248V247H155ZM205 248V247H204ZM224 248V247H223ZM254 248V247H253ZM24 249V248H23ZM52 249L50 250V251H52ZM58 249H59V247H58ZM65 249V248H64ZM73 249V248H72ZM127 249H128V247H127ZM130 249V248H129ZM138 249V248H137ZM192 249V248H191ZM195 249V248H194ZM220 249V248H219ZM225 249V248H224ZM5 250V249H4ZM7 250V249H6ZM40 250V249H39ZM46 250H48V249H46ZM140 250V249H139ZM147 250V249H146ZM217 250V249H216ZM221 250V249H220ZM49 251V250H48ZM53 251H54V249H53ZM58 251V250H57ZM62 251V250H61ZM64 251V250H63ZM77 251V250H76ZM90 251H87V252H90ZM93 251H94V254H93ZM143 251V250H142ZM22 252V251H21ZM84 252H86V251H84ZM99 252V253H98ZM128 252H131L130 250L128 251ZM152 252V251H151ZM155 252V251H154ZM206 252V251H205ZM210 252V251H209ZM218 252V251H217ZM217 252H215L216 253V255L215 256H217L218 254H217ZM220 252V251H219ZM254 252V251H253ZM27 253V252H26ZM30 253V252H29ZM50 253V252H49ZM62 253V252H61ZM60 253V254H61ZM76 253V252H75ZM139 253V252H138ZM156 253V252H155ZM159 252H157V254H158ZM211 253H212V251H211ZM214 253V254H215ZM224 253V252H223ZM222 253V254H223ZM226 253V252H225ZM227 253H228V251H227ZM226 253V254H227ZM257 253V252H256ZM263 253V252H262ZM48 254V253H47ZM53 254H55L54 252H53ZM58 254V253H57ZM56 254V255H57ZM60 254H58V255H60ZM73 254V253H72ZM128 254H131V253H128ZM142 254V253H141ZM152 254H153V252H152ZM162 254V253H161ZM210 254V253H209ZM50 255H52L51 253H50ZM135 255H136V253H135ZM134 255V256H135ZM138 255V254H137ZM143 255V254H142ZM145 255V254H144ZM150 255V254H149ZM159 255V254H158ZM203 255V254H202ZM201 254H200V256H202ZM204 255H207V254H204ZM204 255L201 257V259H200V261L199 262H193L192 264H220V262H217V260L219 259H215L216 257L215 256H213V258H210L209 256H205L204 257ZM20 256V255H19ZM22 256V255H21ZM35 256H37V255H35ZM64 256V255H63ZM62 256V257H63ZM88 256H90L91 257V255H89L88 254ZM98 256H100V257H98ZM161 256V255H160ZM171 256H172V254H171ZM211 256V257H212ZM224 256H226V255H224ZM259 256V255H258ZM2 257V256H1ZM18 257V256H17ZM47 257V256H46ZM55 257V256H54ZM59 257V259H60V256H58ZM66 257V256H65ZM94 257V256H93ZM93 257L90 259L91 261H92V259H93ZM96 257V256H95ZM142 257V256H141ZM141 257H140V259H141ZM215 257V258H214ZM221 257V256H220ZM263 257V256H262ZM15 258V257H14ZM23 258H24V256H23ZM70 258V257H69ZM85 258V257H84ZM136 258V257H135ZM139 258V257H138ZM144 258V257H143ZM149 258H150V256H149ZM154 258V257H153ZM189 258V257H188ZM199 258V257H198ZM197 258V259H198ZM222 258V257H221ZM221 258H220V260H221ZM258 258V257H257ZM264 258V257H263ZM4 259V258H3ZM7 259V258H6ZM10 259V258H9ZM72 259V258H71ZM70 259V260H71ZM98 259H93L95 262L98 260ZM146 259V258H145ZM156 259V258H155ZM161 259H165V257H161ZM168 259V258H167ZM262 259V258H261ZM2 260V259H1ZM5 260V259H4ZM11 260H12V258H11ZM87 260H88V258H87ZM89 260V261H90ZM138 260V259H137ZM169 260V259H168ZM192 260V259H191ZM263 260V259H262ZM48 261H49V259H48ZM64 261V260H63ZM76 261V260H75ZM94 261H92V263L94 262ZM152 261H153V259H152ZM156 261H157V259H156ZM159 261V260H158ZM162 261V260H161ZM170 261V260H169ZM196 261V260H195ZM226 261V260H225ZM228 261V260H227ZM246 261V260H245ZM9 262V261H8ZM31 262V261H30ZM72 262V261H71ZM73 262H74V259H73ZM72 262V264H74ZM94 262V263H95ZM143 263L142 264H144V262H145V260L144 261H142ZM191 262V261H190ZM222 262V261H221ZM10 263H11V261H10ZM58 263V262H57ZM93 263V264H94ZM146 263V262H145ZM149 263V262H148ZM157 263V262H156ZM159 263V262H158ZM185 263V262H184ZM189 263V262H188ZM52 264V263H51ZM96 264V263H95ZM154 264H155V261H154ZM160 264V263H159ZM161 264H162V262H161ZM165 264V263H164ZM166 264H168V263H166ZM171 264H172V261H171ZM253 264V263H252Z\"/></svg>",
	"mask_w": 264,
	"mask_h": 264
}]
</instances>
